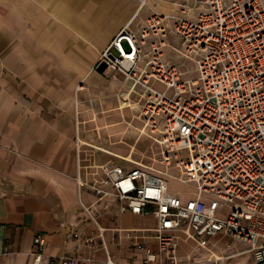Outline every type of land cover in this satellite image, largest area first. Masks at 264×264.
Instances as JSON below:
<instances>
[{
    "label": "built area",
    "instance_id": "2783aa9c",
    "mask_svg": "<svg viewBox=\"0 0 264 264\" xmlns=\"http://www.w3.org/2000/svg\"><path fill=\"white\" fill-rule=\"evenodd\" d=\"M137 16L116 34L99 63L111 79L123 81L120 97L127 94L138 106L127 109L141 123L153 156L111 158L90 166L91 182L79 173L77 183L79 191L84 186L94 191V206L101 202L110 212L152 217L157 225L116 229L112 243L127 241L141 255L119 263L100 214L81 203L99 228L98 235L84 239L92 256L59 261L97 263L103 253V264H226L249 254L254 264H264V0H173L168 13L140 21ZM84 89L81 82L77 92ZM169 178L192 186L191 197L171 192ZM223 236L230 254L217 257L211 243ZM35 245L30 264H47L44 239L37 236ZM195 249L210 256L197 259Z\"/></svg>",
    "mask_w": 264,
    "mask_h": 264
},
{
    "label": "crops",
    "instance_id": "0c3cea01",
    "mask_svg": "<svg viewBox=\"0 0 264 264\" xmlns=\"http://www.w3.org/2000/svg\"><path fill=\"white\" fill-rule=\"evenodd\" d=\"M136 11L135 0H0V264H30L37 236L45 241L47 264H65L59 259L75 255L90 258L84 239L98 235L99 228L81 203L100 214V227L118 262L125 257L127 263L134 248L127 241L112 243L116 229L156 228L152 217L110 212L101 202L94 206V191L86 186L79 191L77 183L79 173L91 182L90 166L111 159L90 155V147L82 144L91 143L83 132L94 121L83 119V109L90 108L84 90L77 92V49L99 53L90 73L109 77L111 71L99 58ZM31 24L37 31L34 41L25 38ZM31 48L37 49L35 55ZM62 63L68 65L64 73ZM225 238H216V246L225 245ZM149 245L156 247L153 240Z\"/></svg>",
    "mask_w": 264,
    "mask_h": 264
},
{
    "label": "rangeland",
    "instance_id": "374dc122",
    "mask_svg": "<svg viewBox=\"0 0 264 264\" xmlns=\"http://www.w3.org/2000/svg\"><path fill=\"white\" fill-rule=\"evenodd\" d=\"M142 1L145 2V5L143 4L144 6L141 3ZM172 3L173 0H135V10L136 8L138 10L141 7L136 21L144 20L152 13H168L172 9ZM136 12L133 13L131 19L134 18ZM46 24H48V21ZM32 25L33 24H31L29 32H26L27 36H25V38L34 41L37 39V31L32 30L34 27ZM34 28L36 29V27ZM80 32L81 31L77 33L79 34ZM30 50L31 55H35L32 52L37 49L31 48ZM77 50L79 52L78 65L80 67L78 72V82L81 81L85 84L83 92V94H85L84 99H86L85 105H87V108H90V111L89 109L85 110L86 107L83 109V119L94 121L93 123L89 122L86 127L88 133L85 131L83 132V136L86 139L91 140V143L88 144L93 146L89 148L88 153L90 155H96L99 158L104 157L105 159L107 156H113L118 158H131L133 161H140V159H147V161H150L149 158L153 156L154 151L152 149V144L149 140L141 137L140 130H142V125L134 117L135 113L130 109H127L131 107L132 109L137 110L138 106L129 101L127 94H124L122 98L120 97L122 88H125L123 81L120 79L113 80L110 76H100L97 75L96 72L90 73L99 53L96 55L95 51L84 46H80ZM66 51H69V49L64 50L63 54H65ZM65 67H68V65L62 63V73H64ZM82 69L85 70L83 74H81ZM63 90L65 89L63 88ZM169 188L171 192L178 193L182 195L183 198L191 197L194 190L192 186L183 185L172 178H169ZM214 240L211 243L210 249L215 256L225 257L230 254V250H227V243H230L228 238L224 239L226 242L225 245L220 247L216 246ZM233 248L235 251L242 250L238 245H235ZM194 252L197 259H204L210 256L206 250L195 249ZM184 253V250L183 252L181 251V254ZM140 256L141 255L138 251L131 250L128 258H140ZM102 258L104 259L103 256H100L98 257V260H102ZM116 261H118L117 258ZM119 262H126V258L123 257ZM253 263V259L249 254L237 256L226 261V264Z\"/></svg>",
    "mask_w": 264,
    "mask_h": 264
},
{
    "label": "bare ground",
    "instance_id": "6f19581e",
    "mask_svg": "<svg viewBox=\"0 0 264 264\" xmlns=\"http://www.w3.org/2000/svg\"><path fill=\"white\" fill-rule=\"evenodd\" d=\"M141 3H142V5H143L145 2L142 1ZM144 5H145V4H144ZM144 5H143V6H144ZM143 6H142V7H143ZM140 9H141V7H140ZM140 9H139V11H140ZM139 11H138V12H139ZM138 12H137V13H138ZM137 13H136V14H137ZM136 14H135V16H136ZM135 16H134V17H135ZM82 144H83V145H86L87 147H90V148L93 147V146H91L90 144H88L87 142H86V143L83 142ZM93 149H94V148H93ZM110 157H112V158H116V159L126 158V157H120V158H118V157H113V156H110ZM126 159L130 160L131 158H126ZM109 160H110V159H109ZM131 160H132V159H131Z\"/></svg>",
    "mask_w": 264,
    "mask_h": 264
}]
</instances>
